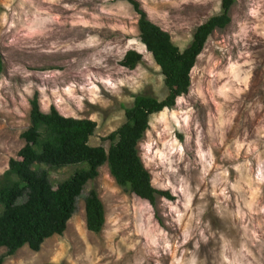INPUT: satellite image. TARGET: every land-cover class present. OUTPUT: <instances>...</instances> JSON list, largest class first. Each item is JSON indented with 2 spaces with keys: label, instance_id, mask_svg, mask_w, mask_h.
<instances>
[{
  "label": "rangeland",
  "instance_id": "obj_1",
  "mask_svg": "<svg viewBox=\"0 0 264 264\" xmlns=\"http://www.w3.org/2000/svg\"><path fill=\"white\" fill-rule=\"evenodd\" d=\"M186 48L223 0H138ZM231 23L208 39L188 94L154 114L138 148L153 185L176 199L155 205L120 187L107 164L78 198L62 235L25 245L3 264H264V0H235ZM128 50L143 55L129 70ZM0 174L24 146L30 100L43 111L97 123L89 143L121 126L137 95L164 98L161 68L121 0H0ZM74 167L50 172L56 186ZM91 189L105 208L88 230ZM7 252L0 247V255Z\"/></svg>",
  "mask_w": 264,
  "mask_h": 264
},
{
  "label": "trees",
  "instance_id": "obj_2",
  "mask_svg": "<svg viewBox=\"0 0 264 264\" xmlns=\"http://www.w3.org/2000/svg\"><path fill=\"white\" fill-rule=\"evenodd\" d=\"M121 1L129 3L138 15L140 41L161 68L167 93L162 99L137 95L133 105L125 108V122L104 138L110 142L108 149L89 143L97 127L95 121L66 117L55 106L45 112L38 92L34 94L30 100V126L21 134L25 144L0 174V247L7 248L0 255V264L25 245L39 251L46 239L62 235L76 212L78 198L86 185L99 176L104 164L120 187L151 205L159 197L176 199L170 190L153 185L138 145L152 115L173 109L177 100L189 93L198 57L213 32L231 23L235 0H223L221 13L199 25L184 49L174 44L169 32L148 18L138 0ZM142 60L141 53L128 50L120 64L134 70ZM3 71L0 51V79ZM66 167L74 170L55 186L50 172ZM85 213L88 230L100 233L106 220L105 208L95 189L85 197Z\"/></svg>",
  "mask_w": 264,
  "mask_h": 264
}]
</instances>
